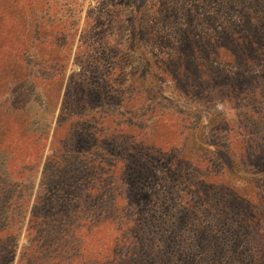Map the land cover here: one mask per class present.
I'll list each match as a JSON object with an SVG mask.
<instances>
[{
	"label": "rangeland",
	"instance_id": "1",
	"mask_svg": "<svg viewBox=\"0 0 264 264\" xmlns=\"http://www.w3.org/2000/svg\"><path fill=\"white\" fill-rule=\"evenodd\" d=\"M130 1L8 0V20L0 2V38L2 30L11 35L10 43H30L36 52L35 46L42 44L46 51L52 45L59 51L55 68L41 62L31 70L33 98H43L50 112L47 132H33L27 116L3 104L0 115L14 116L10 133H0L4 145L22 142L20 131L31 141L14 161L35 165L25 169L35 175L26 183L32 197L49 167L45 159L53 153L51 146L58 149L56 143L64 139L87 134L88 144L110 143V153L122 149L138 158L149 156L152 167L158 166L156 174L168 172L169 180L154 177L139 182V188L155 189L153 195L173 185L179 203L197 210L205 202L211 210L209 220L188 215L184 249L202 237L222 235L247 246L244 241L264 234V172H258L264 167V0ZM4 56L2 51L0 60ZM85 83L93 93H108L94 112L103 118L96 129L79 120L91 110L81 96ZM72 101L80 106L68 122L62 110ZM125 112L128 119L131 113L135 117L126 120ZM107 157L110 163L119 159L117 170L131 176L134 168L126 153L117 150ZM120 159L127 161L125 169ZM20 170L11 163L8 175ZM232 199L239 204L236 210L228 206ZM220 209L223 215L232 213L231 230L220 222ZM22 215L12 264L22 263L19 254L28 243V211ZM240 226L247 227L241 232ZM96 237L106 246L114 238L107 229Z\"/></svg>",
	"mask_w": 264,
	"mask_h": 264
},
{
	"label": "trees",
	"instance_id": "2",
	"mask_svg": "<svg viewBox=\"0 0 264 264\" xmlns=\"http://www.w3.org/2000/svg\"><path fill=\"white\" fill-rule=\"evenodd\" d=\"M0 2L4 6V20H8L6 15L11 9L8 0ZM128 2L132 4L130 0ZM1 32L0 53L3 51L5 56L0 60V106L6 104L11 113L27 116L30 128H35L33 132H47L46 120L50 112L43 98H33L32 89L36 86L30 80L33 77L31 70L33 63L41 67V62L46 68H55L59 51L52 45L44 51V46L40 44L35 46L40 50L36 52L30 43L6 41L11 35ZM230 55L234 57L231 52ZM26 59L29 61L24 65ZM81 90L84 105L91 110L89 114L83 113L79 120L93 123L90 125L96 129L95 125L103 118H96L94 112L104 106L108 93L104 90L93 93L86 83ZM91 98L99 105L94 106ZM69 103L62 112L65 121L71 122L78 116L75 112L80 104L72 101L70 107ZM11 113L0 115V133L5 136L10 133L9 127L14 121ZM125 114L123 117L126 120L135 117L131 113L128 119ZM60 125L58 123L57 128ZM84 135L64 139L65 143H56L58 149L51 146L53 153L45 159L49 167L40 177V188L32 197L26 183L31 184L35 175L30 169L26 173L25 169L35 165L22 166V163L14 161L21 158L26 151L24 146L28 147L31 141L20 131L22 142H10L5 146L0 134V264L13 263L21 229L17 227L23 223L25 210L28 211V243L20 251L21 264H264V234H260L259 239L244 241L247 246L243 241L222 235L217 239L202 237L195 245L192 243L190 248L184 249L188 238H184L182 231L188 230L186 226L193 216H209L211 210L206 207L208 203L202 202L197 210L179 203L180 198L171 193L174 186L169 184L153 195L155 189L139 188V182H150L154 177L166 182L170 173L156 174L158 166L152 167L154 161L149 156L138 158L128 150L117 149L126 153L133 164L131 176L124 175L123 171L117 170L119 159L110 163L107 157L108 154L116 156L117 150L110 153L108 147L112 146L106 140L88 144L87 134ZM120 162L125 169L127 161L120 159ZM11 163L20 166L18 174L8 175ZM258 172H264V167H260ZM180 180L187 181V178L182 176ZM127 181L132 182L133 187ZM190 192H196L195 185ZM175 200L178 202L173 204ZM218 203L217 206L222 207V203ZM229 205L235 210L239 206L233 199L228 202ZM242 212H247V209ZM189 214L190 219H187ZM217 215H220V222L226 221V231L231 230L232 213L223 215L220 209ZM206 219H212V216ZM242 227H239L241 232L247 226ZM101 229L111 231L114 236L109 246L96 239ZM87 235L90 237L85 242ZM195 249H200L202 254H197Z\"/></svg>",
	"mask_w": 264,
	"mask_h": 264
}]
</instances>
